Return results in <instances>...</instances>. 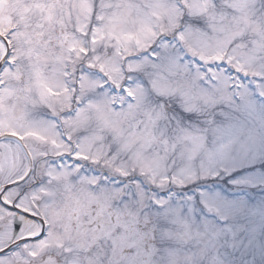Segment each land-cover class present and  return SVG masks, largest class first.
Segmentation results:
<instances>
[{
	"label": "snow or ice",
	"instance_id": "snow-or-ice-1",
	"mask_svg": "<svg viewBox=\"0 0 264 264\" xmlns=\"http://www.w3.org/2000/svg\"><path fill=\"white\" fill-rule=\"evenodd\" d=\"M0 264H264V0H0Z\"/></svg>",
	"mask_w": 264,
	"mask_h": 264
}]
</instances>
